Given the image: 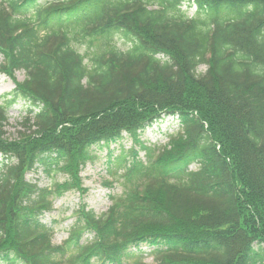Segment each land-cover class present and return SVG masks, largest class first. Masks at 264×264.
Returning a JSON list of instances; mask_svg holds the SVG:
<instances>
[{
  "label": "trees",
  "instance_id": "trees-1",
  "mask_svg": "<svg viewBox=\"0 0 264 264\" xmlns=\"http://www.w3.org/2000/svg\"><path fill=\"white\" fill-rule=\"evenodd\" d=\"M0 56L25 74L0 106V264H264V0H0ZM16 104L34 130L7 142ZM162 115L179 130L146 147ZM102 150L120 194L54 245L24 173L79 189Z\"/></svg>",
  "mask_w": 264,
  "mask_h": 264
},
{
  "label": "rangeland",
  "instance_id": "rangeland-1",
  "mask_svg": "<svg viewBox=\"0 0 264 264\" xmlns=\"http://www.w3.org/2000/svg\"><path fill=\"white\" fill-rule=\"evenodd\" d=\"M186 19L194 18L198 15L196 6H189L183 4L180 8ZM203 14V13H201ZM120 43H118V46ZM121 47V45H120ZM2 63V57L0 56V64ZM205 66L198 68V73H204ZM25 79L23 72H15L13 77L4 73H0V106L4 104L2 97L9 93L15 83H20ZM7 123L4 129V141L12 142L18 141L22 135H26L32 132L28 127H24L22 124L23 116L20 114L19 105H14L8 108L7 111ZM179 130L178 122L175 117L161 116L153 124L146 128L145 132L141 135V141L146 147L151 149H162L169 141L170 135L175 134ZM132 147V143L125 139L123 143L124 151H128ZM113 148V147H112ZM112 150V149H111ZM136 159L141 162H146L147 158L145 151L136 148ZM96 160L88 162L80 170L78 175L80 179L79 189L73 188L68 190H55L53 187L55 184L61 185L67 179L61 174H54L51 176L39 171H27L24 173L23 178L25 181L36 183L39 188L50 189L53 193L48 197V200L52 201V208L50 211L41 213L38 216L42 222L53 229L51 240L54 245H59L65 241L68 237L69 229L75 221V212L82 206L86 207V210H92L96 214L105 213L110 207V201L108 196L111 194H120L121 188L119 186V174L108 177L106 174V161L107 151H95ZM118 151H115V155ZM189 170L194 171L195 167L191 166ZM118 176V177H117ZM113 177V178H112ZM112 181L111 186H106L105 183ZM55 222V223H53ZM141 250L147 252L148 249L145 246L141 247ZM142 263L144 264H156L155 260L151 257L144 256Z\"/></svg>",
  "mask_w": 264,
  "mask_h": 264
}]
</instances>
